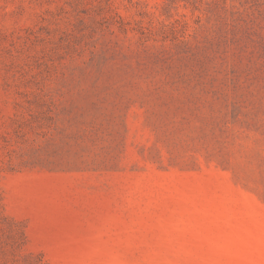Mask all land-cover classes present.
Instances as JSON below:
<instances>
[{
  "label": "rangeland",
  "instance_id": "374dc122",
  "mask_svg": "<svg viewBox=\"0 0 264 264\" xmlns=\"http://www.w3.org/2000/svg\"><path fill=\"white\" fill-rule=\"evenodd\" d=\"M0 264H264V0H0Z\"/></svg>",
  "mask_w": 264,
  "mask_h": 264
}]
</instances>
